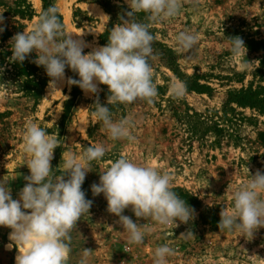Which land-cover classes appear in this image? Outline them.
Masks as SVG:
<instances>
[{
	"label": "rangeland",
	"instance_id": "374dc122",
	"mask_svg": "<svg viewBox=\"0 0 264 264\" xmlns=\"http://www.w3.org/2000/svg\"><path fill=\"white\" fill-rule=\"evenodd\" d=\"M28 1L34 14L31 18L4 17L0 27L8 28L11 36L4 38L0 32V50L9 51L10 39L18 32L31 31L37 22L43 3ZM52 1L66 33L80 36L92 47L105 46L100 36L112 16L100 0ZM107 1L129 8L126 0ZM181 4L178 16L151 27L156 29L158 41L178 54L180 72L196 77L211 91L185 90L183 97L173 98L171 86H184L182 80L152 60L153 78L163 87V95H157L152 104L141 101L128 105L126 112L111 113L113 121H130L131 139L110 137L103 123L92 115L93 95L81 90L72 97V86L66 83L68 72L56 87L49 83L44 67L38 66L36 77L44 79L48 88L35 98L24 90V77H19L7 61L0 65V180L9 182L13 199H19L26 183L24 176L29 175L23 150L29 122L57 139L59 147L51 161L54 174L63 172L62 157L71 154L80 160L88 146L106 148L102 159L86 164L92 171L86 174L82 190L93 204L72 232L71 264H77L82 248L93 251L89 264H154V250L163 244L175 250L167 264H264V228L256 230L252 238L218 228L221 210L233 207L234 191L250 179L249 174L257 170L264 173V114L234 104L223 110L228 91L264 87V50L247 47L250 39H264V0H181ZM181 31L198 35L191 52L177 45L175 37ZM235 37L242 38L246 48L239 55L230 51V39ZM91 50L87 47L84 53ZM33 53L35 61L37 54ZM70 101L71 113L62 125L64 107ZM195 112L197 118L186 119L185 113ZM121 156L167 173L172 190L194 209V219L164 227L138 219L130 206L123 214L138 224L145 223L147 235L142 245L128 244L127 233L115 223L118 217L107 211L103 194L93 196L91 191V185L99 183L100 172ZM10 231L0 226V264H16V249L7 247ZM165 231L174 236L165 239ZM188 231L193 235H181Z\"/></svg>",
	"mask_w": 264,
	"mask_h": 264
},
{
	"label": "clouds",
	"instance_id": "9594fccd",
	"mask_svg": "<svg viewBox=\"0 0 264 264\" xmlns=\"http://www.w3.org/2000/svg\"><path fill=\"white\" fill-rule=\"evenodd\" d=\"M126 3L131 10L120 16L105 46L92 47L80 36L66 33L55 5L41 12L31 31L18 32L9 41L10 61L22 63L35 51L34 63L44 67L49 83L56 87L58 82L65 81L66 68L76 73L79 79L69 77L66 83L95 96L92 115L103 123L114 140L131 139L130 121H113L109 107L99 101V85L108 88L107 105L131 104L137 100L152 104L158 91L151 64L155 59L152 47L155 36L150 27L178 16L182 7L181 0H126ZM138 13H145L148 22H138ZM3 21L0 14V24ZM3 31L0 27V32ZM175 39L185 52H191L198 43V35L188 31L179 32ZM230 40L234 55L246 50L242 38ZM87 47L92 50L85 54ZM185 90L182 84L171 86L173 98L183 97ZM57 147L56 138L29 122L24 131L23 149L29 175L24 176L26 183L18 193L19 199H13L9 182L0 180V226L11 229L7 247L16 249V264H71L72 232L77 221L89 215L93 204L82 190L86 174L92 171L86 164L102 159L105 146H88L80 160L71 154L62 157L63 172L59 175L53 173L51 165ZM249 176L234 191L232 209L221 210L220 231H239L252 238L256 230L264 228V173L257 170ZM91 191L93 196L103 194L107 211L118 217L115 223L127 233L128 244L142 245L147 235L145 223L138 224L123 214L130 206L138 219L164 227L173 223L177 227V221L187 224L194 219V209L172 190L167 173L123 156L100 172L99 183H93ZM184 234L193 235L191 231L181 235ZM173 236L172 231L164 233L165 239ZM92 252L82 248L77 264H89ZM174 254L175 250L167 244L157 246L154 264H167V258Z\"/></svg>",
	"mask_w": 264,
	"mask_h": 264
},
{
	"label": "trees",
	"instance_id": "16d2710c",
	"mask_svg": "<svg viewBox=\"0 0 264 264\" xmlns=\"http://www.w3.org/2000/svg\"><path fill=\"white\" fill-rule=\"evenodd\" d=\"M41 1L43 3L42 11L46 10L50 5H54L52 0H41ZM100 5L112 16L111 22L108 25L106 31L100 36L102 44L106 45L108 43V36L110 34V30L112 29L113 25L115 23L116 24L119 23L120 16L126 13L127 11H130L131 9L125 6L112 5L107 0H100ZM0 9H3L2 13H0L3 15V17L10 16L14 19L31 18L34 15L32 5L29 3L28 0H12L11 3L4 0H0ZM59 18L62 22V18L60 15ZM136 20L138 22H145V23L148 22L145 13H138L136 16ZM3 28H4L3 37L4 38L10 37L11 33L9 29L6 27ZM155 31L156 29L154 27H150V32L154 36H155ZM152 47L154 50L155 59L157 60L159 65L170 69L175 75L180 77L187 91H195L198 93H205L207 91L208 92L211 91V88L208 85L201 84L196 77H190L180 72L178 65V54L170 47L158 41L156 36ZM247 47L251 51H256V52L262 51L264 50V39H260V40L250 39L247 42ZM33 52L28 55V57L25 59L24 62L19 63V62L10 61L9 58L12 56L11 49L9 51L0 50V65H2L4 62L7 61V63L13 67V69L16 71L19 77H24L25 80L24 90H26L27 93H31L32 96H34L35 98H38L40 94H43L47 90L48 87H47V82L44 79L40 80L38 77H36V71L38 65L34 63L33 59L35 56ZM151 64L153 65L152 61ZM65 71L68 72L71 78L79 79V76L73 71H71V69L66 68ZM153 82L157 88L158 95H163L162 93L163 87L156 85L154 78H153ZM32 86H34V88H32ZM71 86H72L71 95L74 98L77 95H79L81 89L76 85H71ZM98 95L101 105L108 106L111 113L117 110H122V112H126L128 105L141 102L140 100H137L131 104L116 103V104L107 105V97L109 95V92L106 85H100V91ZM94 102H95V96H94V100L92 101V105L95 111ZM232 104H234L236 107L239 108H244V109L248 108L257 111L260 114H264V87L258 86L255 89L250 87L238 91H228L226 93L225 99L223 100V110L227 108H231L230 105ZM70 107H71V101L67 102L64 107L62 125L66 123V120L70 116L71 113ZM185 115H186V119H190L192 117L195 118L198 117L197 112H195L192 115L189 114L187 115L185 113ZM190 122L191 121L187 120L188 125L190 124Z\"/></svg>",
	"mask_w": 264,
	"mask_h": 264
}]
</instances>
